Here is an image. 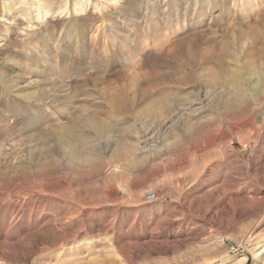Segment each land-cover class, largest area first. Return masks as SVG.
<instances>
[{
  "label": "rangeland",
  "instance_id": "rangeland-1",
  "mask_svg": "<svg viewBox=\"0 0 264 264\" xmlns=\"http://www.w3.org/2000/svg\"><path fill=\"white\" fill-rule=\"evenodd\" d=\"M40 3L0 0V264H264V0Z\"/></svg>",
  "mask_w": 264,
  "mask_h": 264
},
{
  "label": "bare ground",
  "instance_id": "bare-ground-1",
  "mask_svg": "<svg viewBox=\"0 0 264 264\" xmlns=\"http://www.w3.org/2000/svg\"><path fill=\"white\" fill-rule=\"evenodd\" d=\"M38 2H39V5H38V7L39 6H42V4L40 3V0H38ZM44 4V3H43ZM45 6V5H44ZM41 11L43 12V9L42 8H39V14L41 13ZM50 10H49V8L48 9H46L44 12H45V14H48V12H49ZM68 136V135H67Z\"/></svg>",
  "mask_w": 264,
  "mask_h": 264
},
{
  "label": "built area",
  "instance_id": "built-area-1",
  "mask_svg": "<svg viewBox=\"0 0 264 264\" xmlns=\"http://www.w3.org/2000/svg\"><path fill=\"white\" fill-rule=\"evenodd\" d=\"M154 197H155L154 194H151V193H149L148 196H147V198H148L149 200L154 199Z\"/></svg>",
  "mask_w": 264,
  "mask_h": 264
}]
</instances>
